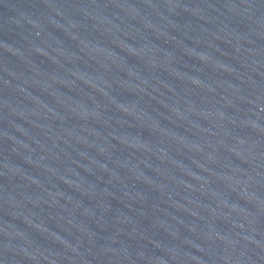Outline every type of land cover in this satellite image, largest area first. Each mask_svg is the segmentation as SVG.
<instances>
[{
    "label": "water",
    "instance_id": "obj_1",
    "mask_svg": "<svg viewBox=\"0 0 264 264\" xmlns=\"http://www.w3.org/2000/svg\"><path fill=\"white\" fill-rule=\"evenodd\" d=\"M0 264H264V0H0Z\"/></svg>",
    "mask_w": 264,
    "mask_h": 264
}]
</instances>
